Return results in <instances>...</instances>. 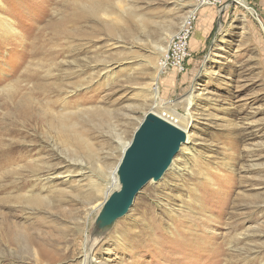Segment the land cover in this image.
<instances>
[{
  "label": "rangeland",
  "instance_id": "rangeland-1",
  "mask_svg": "<svg viewBox=\"0 0 264 264\" xmlns=\"http://www.w3.org/2000/svg\"><path fill=\"white\" fill-rule=\"evenodd\" d=\"M243 2L202 7L161 74L194 0H0V264H83L96 238L93 264H264V0ZM149 110L188 118L178 167L97 226Z\"/></svg>",
  "mask_w": 264,
  "mask_h": 264
},
{
  "label": "water",
  "instance_id": "water-1",
  "mask_svg": "<svg viewBox=\"0 0 264 264\" xmlns=\"http://www.w3.org/2000/svg\"><path fill=\"white\" fill-rule=\"evenodd\" d=\"M183 140V133L151 114H146L126 148L121 168V189L111 203L117 215L128 209L133 197L151 178H160Z\"/></svg>",
  "mask_w": 264,
  "mask_h": 264
},
{
  "label": "bare ground",
  "instance_id": "bare-ground-1",
  "mask_svg": "<svg viewBox=\"0 0 264 264\" xmlns=\"http://www.w3.org/2000/svg\"><path fill=\"white\" fill-rule=\"evenodd\" d=\"M242 4H244L243 0H236ZM9 19V18H8ZM6 20V19H5ZM7 21V20H6ZM10 21V19L8 20ZM12 22V21H11ZM3 23V22H1ZM2 27V26H1ZM1 29V28H0ZM4 29L6 30V32L8 30H11L13 29V26L10 24V22L8 23H5L4 25ZM4 30V31H5ZM11 32V31H10ZM14 32V31H13ZM16 32V31H15ZM17 35V34H16ZM17 37V36H16ZM14 39V38H13ZM22 39V38H21ZM23 40V39H22ZM17 41V40H16ZM188 99H191V95L188 96ZM148 114H151L153 116H155L156 118L162 120L163 122L171 125L172 127L178 129L179 131H181L183 133V140L180 144V148L182 146V148H185V145L187 143V141L189 140L190 136L188 134V130H187V127H188V118H185V117H181L179 115H175L176 118H175V121L171 122L169 121V119L167 118H164L161 116V114L157 113V112H154L152 110H149ZM65 118V117H63ZM144 118V117H143ZM61 120V119H60ZM65 120V119H64ZM63 121V120H62ZM65 122V121H64ZM66 123V122H65ZM131 141H129L127 144H125V146L123 147V151H122V155H121V158H120V161L117 165V167L114 169V172L112 171V174H114V176L112 175V178H111V190L110 192L108 193V195L104 198V202L101 204V209L103 211L102 215L100 216V218L98 219L97 221V226H106V227H109L110 224H112V222L118 217V216H121V215H124L127 213V209L126 208H123L122 210H120V212L115 215V213L117 212V206H115V204H112L111 203V199L110 197L114 194H116L122 187V178H121V174H122V168H121V163H122V158H123V155H124V152L126 150V148L129 146ZM173 163V159H171V162L169 164V167L170 165ZM175 163V162H174ZM173 163V167L177 168L178 165L174 164ZM159 178H151L149 181H158ZM116 191V192H115ZM110 199V201H109ZM29 201L30 202H34V203H39V202H42V199L40 197H29ZM99 204V203H98ZM15 217V216H14ZM2 218V217H1ZM11 218V217H9ZM12 219V218H11ZM9 219V220H11ZM15 219V218H14ZM6 221L4 223H2L0 225V235H1V240L5 241V244L6 245H11V244H14L16 242L19 243L18 239L20 238L19 237V232L17 231V223H12L10 221ZM14 222V221H13ZM107 230V229H106ZM99 233V232H98ZM101 234V233H100ZM26 236V235H25ZM89 238V237H88ZM23 239V238H22ZM21 239V240H22ZM28 239V238H27ZM26 239V240H27ZM30 239V238H29ZM89 240H91L89 238ZM23 241V240H22ZM29 241V240H28ZM97 241V238L95 241H93L92 243H96ZM2 242V241H1ZM26 243V242H25ZM91 243V241H88L86 240V244H85V250L83 252V255H84V260H83V264H93V261L92 259L90 258V251H91V248L93 247V244ZM3 245H4V242H3ZM4 247V246H3ZM7 247V246H5Z\"/></svg>",
  "mask_w": 264,
  "mask_h": 264
},
{
  "label": "built area",
  "instance_id": "built-area-1",
  "mask_svg": "<svg viewBox=\"0 0 264 264\" xmlns=\"http://www.w3.org/2000/svg\"><path fill=\"white\" fill-rule=\"evenodd\" d=\"M224 0H194V5L179 28L171 35L167 48L158 61L159 73L185 71V61L190 56L189 41L195 29L198 11L204 6H218Z\"/></svg>",
  "mask_w": 264,
  "mask_h": 264
}]
</instances>
